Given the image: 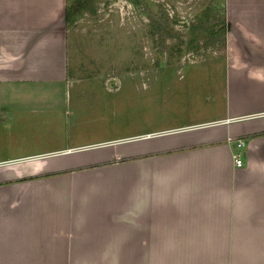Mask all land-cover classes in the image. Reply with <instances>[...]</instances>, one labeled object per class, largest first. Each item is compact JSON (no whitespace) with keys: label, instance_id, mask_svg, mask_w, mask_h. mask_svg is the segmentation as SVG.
Masks as SVG:
<instances>
[{"label":"crops","instance_id":"1","mask_svg":"<svg viewBox=\"0 0 264 264\" xmlns=\"http://www.w3.org/2000/svg\"><path fill=\"white\" fill-rule=\"evenodd\" d=\"M66 4L0 0V125L57 117ZM222 7L215 113L7 147L0 264H264V0Z\"/></svg>","mask_w":264,"mask_h":264},{"label":"rangeland","instance_id":"2","mask_svg":"<svg viewBox=\"0 0 264 264\" xmlns=\"http://www.w3.org/2000/svg\"><path fill=\"white\" fill-rule=\"evenodd\" d=\"M66 2L69 85L27 92L34 103L58 99L51 112L57 117L0 125V158L13 144L48 139L50 130L62 140L89 128L124 135L133 127H159L218 110L227 31L222 0ZM12 94L0 99L11 100Z\"/></svg>","mask_w":264,"mask_h":264},{"label":"built area","instance_id":"3","mask_svg":"<svg viewBox=\"0 0 264 264\" xmlns=\"http://www.w3.org/2000/svg\"><path fill=\"white\" fill-rule=\"evenodd\" d=\"M240 145V141H238L237 143V146ZM241 154H234L233 157H234V161H235V166H241L242 165V160H241V157H240Z\"/></svg>","mask_w":264,"mask_h":264},{"label":"trees","instance_id":"4","mask_svg":"<svg viewBox=\"0 0 264 264\" xmlns=\"http://www.w3.org/2000/svg\"><path fill=\"white\" fill-rule=\"evenodd\" d=\"M66 10V9H65ZM66 11H64V18H66V14H65Z\"/></svg>","mask_w":264,"mask_h":264}]
</instances>
